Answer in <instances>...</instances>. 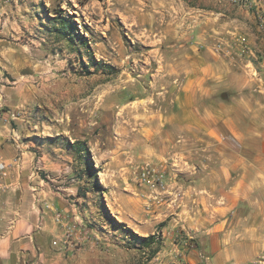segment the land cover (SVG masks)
<instances>
[{
  "label": "rangeland",
  "instance_id": "374dc122",
  "mask_svg": "<svg viewBox=\"0 0 264 264\" xmlns=\"http://www.w3.org/2000/svg\"><path fill=\"white\" fill-rule=\"evenodd\" d=\"M17 4V10L12 6L0 20L1 112L15 113L1 137L14 128L23 162L31 158V169H24L27 174L35 169L54 191L74 199L73 225L89 240L71 248L72 263L178 264L180 240L189 235L174 236L172 231L183 205L177 182L183 183L187 162L183 132L167 119L178 111L177 100H188L183 87L199 63L191 47L195 36L200 29L214 33L217 11L224 8L216 0ZM57 12L75 22L87 45L77 38L71 43L57 32ZM244 19L263 38L256 40L260 65L264 27L256 28L254 16ZM75 139L86 140L94 169H87V155L67 145ZM6 140L15 154V143ZM146 167L165 171L163 188L140 183L139 173ZM168 188L169 204L162 203L161 194ZM136 194L143 199L138 218L128 209L114 210L111 202L128 208ZM117 222L138 236L153 234L154 243L142 245ZM133 227L151 233L139 234Z\"/></svg>",
  "mask_w": 264,
  "mask_h": 264
},
{
  "label": "crops",
  "instance_id": "0c3cea01",
  "mask_svg": "<svg viewBox=\"0 0 264 264\" xmlns=\"http://www.w3.org/2000/svg\"><path fill=\"white\" fill-rule=\"evenodd\" d=\"M216 1L224 11H217L214 33L200 29L191 46L199 63L188 70L182 92L188 100H177L178 111L167 119L183 132L187 162L183 183L177 182L183 205L172 231L189 235L180 238L178 264H248L264 253V59L257 65L256 46L263 38L246 25L250 11ZM12 6L17 10L18 4ZM0 96L3 100L1 90ZM6 139L1 137L0 155L10 158L14 148ZM27 168L31 158L24 159L22 170ZM167 192L161 202L169 204ZM66 195L40 173L24 170L11 181L0 196V264H73L69 245L52 244L75 224L74 199ZM141 201L136 194L128 208L111 204L138 218ZM56 211L62 214L59 222Z\"/></svg>",
  "mask_w": 264,
  "mask_h": 264
},
{
  "label": "built area",
  "instance_id": "2783aa9c",
  "mask_svg": "<svg viewBox=\"0 0 264 264\" xmlns=\"http://www.w3.org/2000/svg\"><path fill=\"white\" fill-rule=\"evenodd\" d=\"M240 7L245 8L250 11L254 18L264 27V0H227ZM17 4V0H0V20L3 15L8 13V8L12 5ZM2 102L0 96V137L3 135L2 131L7 124H11L15 117V113L10 110L7 111L8 114L1 112ZM6 138L11 139L15 143L16 152L10 158H4L0 155V196L4 193L10 186L11 181L17 179L21 175L22 165H23V152L21 143L18 141V136L14 128L8 130ZM35 169H33L34 173ZM140 183H147L149 185H157L163 188L164 185V173L155 171L154 167L142 168L139 173ZM62 214L59 211L54 213V220L59 222L61 220ZM89 240V237L84 234L81 230H76L75 225L67 227V230L61 236V239L52 240V244L56 245L58 243H63L64 245H69L71 248L76 247V245H83L85 241ZM248 264H264V253L255 258Z\"/></svg>",
  "mask_w": 264,
  "mask_h": 264
},
{
  "label": "trees",
  "instance_id": "16d2710c",
  "mask_svg": "<svg viewBox=\"0 0 264 264\" xmlns=\"http://www.w3.org/2000/svg\"><path fill=\"white\" fill-rule=\"evenodd\" d=\"M57 19L60 23V26L57 28V32L59 34H61L62 36L66 37L67 39H69L71 41V43L73 41H75L74 39L77 38L82 44H85L87 45L86 41H85V36L78 33V30H77V27L76 25H74L75 22H73L72 19H67L66 17L62 16L60 13L57 12ZM67 145L73 150L75 151L77 154L79 155H87L88 158H89V147L87 145V142L86 140L84 139H75L74 141L72 142H69L67 141L66 142ZM87 169L88 170H92L94 169L92 164H91V161H90V158H89V161H87ZM93 177H95V174H93ZM95 183L98 185V183L95 181ZM102 207L103 209L106 210L107 212V209H106V206L104 204V202H102ZM108 213V212H107ZM109 215V213H108ZM117 224H120L123 226V228L131 233L133 236H135L142 245H146V246H150L154 243V236L153 234H148L147 236H138L136 234H134V232H132L131 228H129L128 226H126L124 223L122 222H117Z\"/></svg>",
  "mask_w": 264,
  "mask_h": 264
}]
</instances>
